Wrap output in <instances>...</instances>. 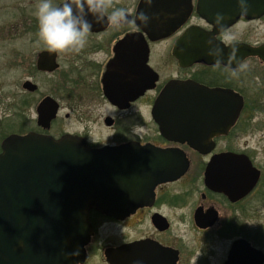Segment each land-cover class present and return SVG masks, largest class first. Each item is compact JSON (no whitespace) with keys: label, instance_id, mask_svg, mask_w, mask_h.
<instances>
[{"label":"flooded vegetation","instance_id":"obj_1","mask_svg":"<svg viewBox=\"0 0 264 264\" xmlns=\"http://www.w3.org/2000/svg\"><path fill=\"white\" fill-rule=\"evenodd\" d=\"M68 1L74 0H0V154L7 139L31 133L55 140L70 135L92 149L135 142L179 151L189 163L187 171L159 184L153 201L124 218L90 212L93 236L84 264L99 254L106 264H264L259 221L264 171L250 154L232 149V143L243 139L249 112L264 100V78L257 81L254 70H245V65L252 61L264 70V63L259 57L234 67L195 61L197 50L216 46L190 31L212 35L226 47H260L264 41L249 40L242 28L257 24L254 30L259 31L264 15L242 17L224 29L203 18L199 0H192L191 13L180 27L152 41L147 29L136 23L141 0L121 10L113 0H93L99 5L90 15L98 20L89 30L56 25V11ZM61 15L66 18L68 13ZM139 33L147 49L141 44L118 46ZM181 52L183 63L178 59ZM183 83L233 93L235 99L242 98L243 108L229 126L232 111L214 96L200 103L205 108L199 110L210 125L198 130L161 128L152 116L155 102L168 87ZM250 101H255L252 107ZM230 153L237 157L225 160L237 164L221 166L225 193L207 172L214 158ZM108 227L110 242L105 243L101 235ZM108 249L111 263L105 255Z\"/></svg>","mask_w":264,"mask_h":264},{"label":"water","instance_id":"obj_2","mask_svg":"<svg viewBox=\"0 0 264 264\" xmlns=\"http://www.w3.org/2000/svg\"><path fill=\"white\" fill-rule=\"evenodd\" d=\"M191 1L141 0L136 23L142 30L147 29L152 41L165 38L190 15ZM97 4L93 0L66 2L55 13L59 18L56 25L70 30L93 29L98 19L90 14L96 12ZM62 13L68 16L62 18ZM199 13L209 23L225 29L242 17H262L264 0H199ZM190 31L216 46L211 51L197 50L195 61L234 67L246 58L259 57L264 63V45L226 47L214 41L212 35ZM138 44L147 49L140 33L125 38L118 46ZM178 59L183 63L182 52ZM176 96L178 99L173 101ZM214 96L232 111L228 115L231 126L243 108L242 98L235 99L233 93L210 91L194 83L168 87L155 102L153 119L161 128L176 125L181 130H198L210 125L207 115L199 113L205 108L200 103ZM177 109L176 114H165ZM233 157L237 155H218L209 165L207 176L221 192H227L220 181L226 178L221 166L237 164L225 160ZM188 166L179 151L135 142L92 149L70 135L61 140L35 133L10 137L0 154V264H84L86 247L93 236L89 221L93 209L109 217L124 218L153 201L155 188L178 179ZM256 172L259 179L260 172ZM233 173L238 176L240 172ZM105 255L111 263L110 249Z\"/></svg>","mask_w":264,"mask_h":264},{"label":"rangeland","instance_id":"obj_3","mask_svg":"<svg viewBox=\"0 0 264 264\" xmlns=\"http://www.w3.org/2000/svg\"><path fill=\"white\" fill-rule=\"evenodd\" d=\"M116 2L118 9L124 8H133V5L138 0H113ZM257 24L243 26V30L245 31V36L248 37L249 40H256L264 41V23L258 26L259 31L255 32V28ZM240 34V30L236 31ZM257 37V38H256ZM257 64L251 62L246 63L245 70H254L256 77L264 78V70L262 68H257ZM254 67V69L252 68ZM256 79L257 81L260 80ZM261 102L259 106L256 108L254 115L253 113L249 112V124L245 127L243 131V139L239 141V143H232L233 150H242L247 152L254 158L255 162L261 166V169L264 171V100L259 101ZM258 102V103H259ZM255 101H250L249 105L252 107ZM249 106V107H250ZM248 115H246L247 119ZM149 122H151L150 115L148 117ZM263 191V190H262ZM262 194V193H261ZM262 208L264 207V201L261 200L260 202ZM260 226L262 230H264V211L260 212ZM124 229H121V233L123 235ZM110 229H106L103 231L101 235V240H104L105 243L110 242ZM91 264H106L101 254L96 255L93 257V261Z\"/></svg>","mask_w":264,"mask_h":264}]
</instances>
